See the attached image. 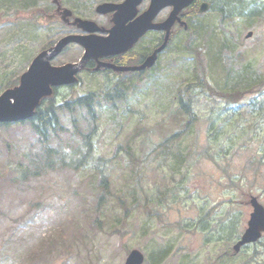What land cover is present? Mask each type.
Segmentation results:
<instances>
[{"label": "rangeland", "instance_id": "rangeland-1", "mask_svg": "<svg viewBox=\"0 0 264 264\" xmlns=\"http://www.w3.org/2000/svg\"><path fill=\"white\" fill-rule=\"evenodd\" d=\"M241 3L232 7L261 11L225 22L211 10L187 15L191 31H176L152 86L128 88L114 110L101 104L97 121L81 108L73 115L59 109L57 128L47 129L45 138L30 124L0 126V264H124L133 249L143 253V264L264 262V237L231 257L255 194L203 155L206 144L215 147L206 126L216 100L196 93L191 110L197 118L185 128L188 118L176 102L178 89L203 73L218 90L252 88L264 76V0ZM72 7L83 14L94 9L92 3ZM51 11L49 0H0V93L62 36ZM80 55L72 46L55 62ZM105 86L101 75L81 74L43 107L98 95ZM94 126L91 157L71 168L84 151L82 134ZM177 132L183 134L164 143ZM105 160L103 189L94 164ZM242 160L229 166L231 174ZM255 196L264 205V196ZM200 221L209 230L200 231Z\"/></svg>", "mask_w": 264, "mask_h": 264}, {"label": "trees", "instance_id": "trees-1", "mask_svg": "<svg viewBox=\"0 0 264 264\" xmlns=\"http://www.w3.org/2000/svg\"><path fill=\"white\" fill-rule=\"evenodd\" d=\"M206 1L210 3L211 10L219 14L222 22L231 18L232 14L249 17L254 10H261L260 6H252L250 9L248 6L244 9H234L235 7H232L236 3L240 4L242 0ZM190 31L191 29H189ZM196 93H202L204 96L207 93V97L216 100V106L213 105L206 126L207 140L215 144V147L210 151L207 149L208 145L206 144L203 155L215 163L231 183L239 185L237 182L239 179L243 182L242 186L248 188V192L264 196V76L255 81L252 88L218 90L208 84L207 77L203 73L195 82L184 86L177 93L180 109L188 116L184 128L185 126H191L197 118L191 110ZM92 96L94 95L89 93L78 98L74 103L77 107L85 108L94 120ZM102 96L104 98H122V94L118 93L115 88L104 90ZM107 100H110L106 101L109 103L114 99ZM72 106L73 103H66L60 108L71 113ZM48 108L45 112L40 108L37 109L33 120H38L40 124L45 126L49 119L55 116L54 108L52 106ZM34 129L37 131L39 127L34 126ZM183 132H185V129ZM180 134L183 133L177 132L170 137L174 139ZM83 137L84 153L89 155L92 149L89 141L90 137ZM241 157L243 160L240 166L236 167L237 170L231 174L229 166ZM106 183L105 177L100 175L99 186L105 189ZM103 195L102 193L100 199ZM197 228L200 231L209 230L202 221L198 222ZM225 255L227 254L224 253L221 256Z\"/></svg>", "mask_w": 264, "mask_h": 264}, {"label": "water", "instance_id": "water-1", "mask_svg": "<svg viewBox=\"0 0 264 264\" xmlns=\"http://www.w3.org/2000/svg\"><path fill=\"white\" fill-rule=\"evenodd\" d=\"M193 1L151 0L149 9L129 25L124 26L123 21L119 22L114 19L115 26L110 30V35L107 38L72 36L59 40L53 47L41 52L34 58L28 70L20 77L18 87L6 90L0 95V123L17 122L30 118L40 99L52 94L51 86L74 83L76 80L75 74L84 67L86 60L89 58L97 59L102 55L127 50L149 29L164 30L166 32L164 43L156 51L159 52L165 47L174 22L180 21L179 12L191 5ZM128 2L131 3V8H135L139 0H128ZM167 6L173 7L169 17L162 24L153 25V18L162 8ZM113 9L114 7L103 5L97 7L96 10L99 13H105ZM208 9V4L202 3L199 12L204 13ZM74 24H77L78 28L86 32L94 30V24L89 21L77 19ZM180 24L186 27L183 22ZM251 35L252 33H248L246 38ZM69 43H77L83 47L84 55L81 61L77 64H68L62 67L50 66L49 61L57 56ZM156 52L141 67L130 68V70L152 66ZM249 204L252 212L249 215L247 228L239 242L234 246L235 252H238L241 246L256 242L264 233V208L257 202L256 198H251ZM142 262L143 256L138 251H132L125 264H141Z\"/></svg>", "mask_w": 264, "mask_h": 264}, {"label": "flooded vegetation", "instance_id": "flooded-vegetation-1", "mask_svg": "<svg viewBox=\"0 0 264 264\" xmlns=\"http://www.w3.org/2000/svg\"><path fill=\"white\" fill-rule=\"evenodd\" d=\"M50 4L52 5V11L48 15V17H56L58 23L62 26L64 31L61 33L62 36L67 34H84L82 31L78 30L77 28L71 26L70 22L68 23L65 18H63V15L65 13L64 9L70 10L72 13L71 18L69 21H71L75 17H81L86 18L89 20H93L97 23L99 26V31L96 33L99 36L105 37L108 35V30L112 27V14H97L95 12H88L86 14H83L82 12L77 13L73 5L76 6H82L85 4H94L99 5L101 3H120L123 0H49ZM145 0H143L144 2ZM161 21V20H157ZM157 34L158 39L161 40L163 37V34L160 32H147L144 34L135 44L130 48L129 50L119 53V54H111V55H105L98 59L99 62L105 63V64H111L116 67H133V66H140L144 63L146 58L150 56L153 51L159 46H155L153 36ZM161 43V42H160ZM160 59V55L158 56V60ZM96 66V62L93 60H90L87 63L86 71L92 72L93 69ZM100 70L96 72L97 74L101 75L105 78V81L108 85L114 84V86H138L143 85V82L139 80L143 75H146L149 73L153 68L140 70V71H134V72H114L112 69L104 66L100 67ZM95 73V72H94ZM111 77H114L115 80H110ZM122 79H119L121 78ZM136 77V79H132ZM130 79V80H129Z\"/></svg>", "mask_w": 264, "mask_h": 264}]
</instances>
